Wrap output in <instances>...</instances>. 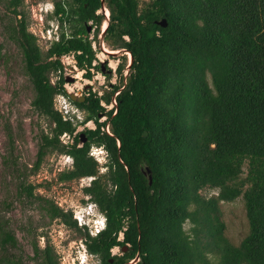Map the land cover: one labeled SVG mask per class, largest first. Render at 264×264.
<instances>
[{"label":"trees","instance_id":"trees-1","mask_svg":"<svg viewBox=\"0 0 264 264\" xmlns=\"http://www.w3.org/2000/svg\"><path fill=\"white\" fill-rule=\"evenodd\" d=\"M22 3L6 0L14 18L20 16L9 37L23 55L31 105L50 122L49 132L39 135L34 168L52 150L69 155L71 168L58 180L92 176L83 191L106 223L90 235L70 211L42 199L49 218L78 230L99 264H130L136 255L139 264H264V0H54L53 16L71 30L60 28L43 53L27 30ZM103 3L109 9L104 38L129 51L132 60L124 76L125 59L117 64L121 84L72 101L60 57L73 52L76 66L91 77L95 52L87 24L98 32L103 16L96 10ZM162 18L166 26L156 23ZM57 94L85 112L83 123H95L83 128L84 143L74 133L76 124L54 108ZM113 97L114 106L106 109L101 102ZM100 114L106 119L100 121ZM107 122L111 133L101 128ZM63 133L71 143L61 142ZM92 145L106 151L100 175ZM205 186L217 195L203 197L199 190ZM18 193L40 198L32 184L20 185ZM238 196L248 231L233 245L217 204ZM16 244L0 215V264H23L9 252ZM116 245L120 254H111ZM34 248L38 264H59L50 246Z\"/></svg>","mask_w":264,"mask_h":264},{"label":"rangeland","instance_id":"rangeland-1","mask_svg":"<svg viewBox=\"0 0 264 264\" xmlns=\"http://www.w3.org/2000/svg\"><path fill=\"white\" fill-rule=\"evenodd\" d=\"M53 1L23 0L19 7L25 14L27 30L35 35L42 53L51 41L57 38L60 28L66 33L71 30L68 23L59 26L52 14ZM5 4L6 0H0V215L4 216L8 229L17 239V244L10 248L9 252L14 258L21 259L23 264H38L40 254L35 255L34 245L39 251L45 246H50L59 264H84L91 258L96 262L95 256L86 249L83 235L78 230L67 227L58 218H49L42 207V199H49L61 209L70 211L72 218H82L84 210H88L90 206L95 207L83 191V187L88 185L93 177L58 180L60 172L71 168L72 160L70 156L56 150L47 152L39 167L34 168L39 135L41 132H49L50 122L31 105L34 93L25 73L23 55L17 42L9 37L10 25L15 24L20 16L15 19ZM108 20H102L97 33L94 24H87L90 26L88 39L95 45L91 77H85L84 71L75 65L69 55L60 58L64 79H73L63 84L67 94L75 93L78 97H86L91 91L101 95L110 91L111 85L121 84L122 78L116 67L125 59L122 70L124 76L127 73L128 60L124 49L115 48L103 37ZM101 41L106 49L99 47ZM102 60L107 63L110 74L101 72L97 67ZM49 79L54 83L57 75L51 72ZM86 85L88 88H85ZM53 103L57 110L69 107L78 109V115L82 118L85 116V112L65 95H55ZM102 103L105 108L109 107L104 101ZM82 130L78 129V132ZM61 142L64 143L62 139ZM90 150L98 163V174L105 173L106 168L101 165V151L95 148V145H92ZM243 171L242 175L245 173L244 167ZM27 184L34 185V195L40 198L18 193L19 186ZM199 193L206 198L213 197L217 194V189L205 186ZM217 208L219 219L224 224V235L231 244L238 245L248 231L241 196L231 201H219ZM76 223L79 226L80 221L76 219ZM91 225L92 223L88 226V232L93 235L96 229ZM189 226L188 222L184 223V229L189 230ZM113 253L120 254V249L113 248Z\"/></svg>","mask_w":264,"mask_h":264},{"label":"clouds","instance_id":"clouds-1","mask_svg":"<svg viewBox=\"0 0 264 264\" xmlns=\"http://www.w3.org/2000/svg\"><path fill=\"white\" fill-rule=\"evenodd\" d=\"M109 10V9H108ZM97 11V10H96ZM97 14V13H96ZM104 32V31H103ZM100 47V46H99ZM93 49V48H92ZM95 51V50H94ZM126 51V50H125ZM127 52H129V51H127ZM70 53H73V52H70ZM67 54H69V53H67ZM74 54V53H73ZM129 54H130V52H129ZM63 55H66V54H63ZM127 56V55H126ZM61 58V57H60ZM127 58V57H126ZM75 59V58H74ZM127 60H128V58H127ZM131 60H132V58H131V54H130V62H131ZM130 62L128 63V64H126L127 65V69H128V66H129V64H130ZM94 63H92V65H93ZM75 65H76V63H75ZM94 66V65H93ZM114 71H115V68H114ZM109 104V103H108ZM61 109H65V108H61ZM110 109V108H109ZM59 111V110H58ZM65 111H66V113L68 114V115H71L72 117H76V116H78V109H73V108H67V109H65ZM60 112V111H59ZM104 115V114H103ZM102 115V116H103ZM86 122V121H85ZM81 123H83V120L81 121ZM76 128H77V126H76ZM95 148H97L98 150H100L101 152H99V154H101L102 156H103V162L101 163V165H104V163H105V161H106V151H105V149L103 148V147H101V146H95ZM92 151L90 150V153H91ZM92 155L94 154V153H91ZM69 156V155H68ZM71 160H72V158H71ZM217 195V194H216ZM92 202V201H91ZM92 203H94V202H92ZM94 205H95V207L94 208H92V206H90V207H88L89 209L88 210H84V212H83V216H82V218H78V216H74L76 219H78V222L80 221V223H79V225L80 226H83V225H85L87 228H88V226L92 223V225H91V227L93 228L94 226H95V232L93 233V235H95V234H97L100 230H102L104 227H105V223H106V218H105V216H104V213L98 208V206H97V204L96 203H94ZM122 237H123V234H122V231H119V233H118V239H122ZM118 245H116V246H114L113 248H117L118 249ZM113 248H111V252H112V254H114L113 253ZM92 254V253H91ZM94 256V255H93ZM96 258V257H95ZM132 259H134V261H133V263H131L130 261L132 260ZM132 259H130L129 260V263L130 264H135V261H136V264H137V262L138 261H140L139 259H140V257H139V255H136L135 257H133ZM84 264H99V261H98V258H96V262H94V260L91 258L90 259V261L89 262H85Z\"/></svg>","mask_w":264,"mask_h":264},{"label":"built area","instance_id":"built-area-1","mask_svg":"<svg viewBox=\"0 0 264 264\" xmlns=\"http://www.w3.org/2000/svg\"><path fill=\"white\" fill-rule=\"evenodd\" d=\"M96 13L97 14L102 13V16H103L104 21L107 20V19H109V10H108V7L104 5V3L101 5V7L99 9H97ZM99 46H102V48L105 49L104 43L102 41L99 44ZM92 48H93V50H95L94 43H92ZM66 55H69L72 58V61L75 63V59H74V54L73 53H69V54H66ZM66 55H62L61 57H64ZM126 55H127V58H128V61L127 62L129 63L130 62V54H129V52L126 51ZM115 102H116L115 101V98L113 97V99L111 100V102L108 105L109 107H106V109H109V108L113 107L114 104H115ZM102 105H103V103H102ZM58 110L60 111L63 119L70 120L73 124H76L77 128L74 131V133H76L78 131V129H83L84 127H87V128H95V123L92 120H88V121H86L84 123H81V121L83 120V118L81 117V115H78L76 117H72L71 115H68L66 113L65 109H58ZM100 118L101 119H99V120L100 121H103V120L106 119V115H103ZM101 128L104 129L107 133H111L110 132V129H109V123L108 122L105 124V126H103ZM60 138L64 141V143H67V142L71 143L72 142V136H70L67 133H63L60 136ZM66 138H67V140H66ZM133 261H134V259H132L130 262L133 263Z\"/></svg>","mask_w":264,"mask_h":264},{"label":"water","instance_id":"water-1","mask_svg":"<svg viewBox=\"0 0 264 264\" xmlns=\"http://www.w3.org/2000/svg\"><path fill=\"white\" fill-rule=\"evenodd\" d=\"M156 23L161 25V26H166L167 25V21H166L165 18L157 20ZM89 30H90V26L88 25L87 31H89ZM72 80L73 79L71 77L70 78H65V81H72ZM85 88H88V85H86ZM68 97L72 101H79V102H82L85 99V96L78 97L75 93H69ZM99 117H101V115H99ZM146 135H147V132L144 131L143 132V136H146ZM79 137H80V143H84L85 140H86V136H85L84 132H79ZM144 173L147 175L148 182L150 183L151 182V175H150V170H149L148 167H146V170H144ZM125 249L126 248L124 247L123 250H125ZM140 264H144V263H140Z\"/></svg>","mask_w":264,"mask_h":264},{"label":"flooded vegetation","instance_id":"flooded-vegetation-1","mask_svg":"<svg viewBox=\"0 0 264 264\" xmlns=\"http://www.w3.org/2000/svg\"><path fill=\"white\" fill-rule=\"evenodd\" d=\"M103 37H104V32H103ZM106 49V48H105ZM98 68L100 69V71L101 72H103V73H105L106 72V74H110L111 73V71H110V69L107 67V63L104 61V60H102L98 65ZM127 72V71H126ZM118 249H120L119 247H118ZM126 250V249H125ZM91 253V252H90ZM96 258H98V254H96V253H92ZM140 260V259H139ZM111 263H112V260L110 259L109 260ZM135 264H136V261H135Z\"/></svg>","mask_w":264,"mask_h":264},{"label":"bare ground","instance_id":"bare-ground-1","mask_svg":"<svg viewBox=\"0 0 264 264\" xmlns=\"http://www.w3.org/2000/svg\"><path fill=\"white\" fill-rule=\"evenodd\" d=\"M111 52L114 53V50H112Z\"/></svg>","mask_w":264,"mask_h":264}]
</instances>
